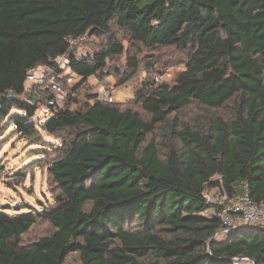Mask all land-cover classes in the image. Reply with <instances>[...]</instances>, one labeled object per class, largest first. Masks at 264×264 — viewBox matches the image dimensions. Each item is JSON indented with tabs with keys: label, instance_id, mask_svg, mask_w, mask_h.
Returning <instances> with one entry per match:
<instances>
[{
	"label": "trees",
	"instance_id": "1",
	"mask_svg": "<svg viewBox=\"0 0 264 264\" xmlns=\"http://www.w3.org/2000/svg\"><path fill=\"white\" fill-rule=\"evenodd\" d=\"M115 28L131 50L186 53L171 82L135 89L144 115L97 94L76 98L90 76L106 74L107 58L125 52ZM87 36L105 43L77 55ZM58 55L79 81L60 79L65 105L38 125L47 92L28 101L26 74ZM128 65L118 84L136 59ZM193 105L231 115L172 117ZM5 119L58 143L47 148L53 202L0 207V264H62L71 252L80 264H236L241 256L264 264V231L244 226L220 238L217 215H203L221 208L207 201L211 188L231 197L246 185L264 202V0H0V126ZM40 220L52 230L20 245Z\"/></svg>",
	"mask_w": 264,
	"mask_h": 264
},
{
	"label": "rangeland",
	"instance_id": "2",
	"mask_svg": "<svg viewBox=\"0 0 264 264\" xmlns=\"http://www.w3.org/2000/svg\"><path fill=\"white\" fill-rule=\"evenodd\" d=\"M114 30L119 41L123 43L125 52L113 58H107L106 74L90 76L79 89L76 98L84 101L88 94L98 95L106 84H112L116 89L112 102L118 103L122 108L131 107L144 115L141 106L134 102L135 89H138L145 80L154 79L157 83L171 82L177 72L184 69V64L181 62L185 60L186 53L174 47L131 50L129 42L124 38V32L116 28ZM104 43L103 37L87 36L83 41H79L75 52L77 55L92 53L99 50ZM131 57L137 61L136 71L125 83L118 84L124 77V73L131 71L128 65ZM78 81V78L74 79V82ZM11 111L14 112L15 109L12 108ZM211 114L213 116L219 114L227 118L231 115V111L229 107L208 110L200 105H193L184 111L172 114V117L178 121L194 122V118L205 120ZM44 118L46 116L39 107L33 119H36L35 121L40 125ZM38 129L40 138L36 136L37 139H35L18 133L14 125L7 119L1 122L0 207H7L4 208L6 212L24 211L27 209V205L41 209L42 206L50 205L53 202L50 179L46 170V163L52 152L47 148L51 144L58 143V140L47 135L39 126ZM152 137L158 139V135H149L147 139L150 140ZM205 194L210 197L212 202H220L222 199L220 195H223L216 188L207 189ZM16 206L21 208L17 210ZM215 214L213 209L203 212V215L207 217H214ZM51 230L52 227L47 221L40 220L22 235L20 245H29ZM219 237H224L223 232L219 233ZM62 264H80L78 253L68 254Z\"/></svg>",
	"mask_w": 264,
	"mask_h": 264
},
{
	"label": "built area",
	"instance_id": "3",
	"mask_svg": "<svg viewBox=\"0 0 264 264\" xmlns=\"http://www.w3.org/2000/svg\"><path fill=\"white\" fill-rule=\"evenodd\" d=\"M68 38L69 46H73L79 39ZM69 60L66 55H58L47 64L39 65L26 74L25 89L36 97L40 98L43 92H47L46 103L40 108L45 116L65 105L68 93L60 79L66 83L74 82L75 77L70 73ZM115 87L112 84L106 86L98 93L97 98L108 102L113 101ZM1 182V173H0ZM207 201L221 204V208L216 213L220 221L219 232H230L238 227H264V202L254 201L248 193L246 185L242 186L236 194L228 197L226 194L220 195V202L210 201V197L205 194ZM236 264H253L247 257H238Z\"/></svg>",
	"mask_w": 264,
	"mask_h": 264
},
{
	"label": "water",
	"instance_id": "4",
	"mask_svg": "<svg viewBox=\"0 0 264 264\" xmlns=\"http://www.w3.org/2000/svg\"><path fill=\"white\" fill-rule=\"evenodd\" d=\"M25 97L31 103L35 102V99L33 98V96L31 95L30 91H28V90L25 92ZM257 228H259L260 230L264 231V227H257ZM212 238H214V235L212 236Z\"/></svg>",
	"mask_w": 264,
	"mask_h": 264
}]
</instances>
